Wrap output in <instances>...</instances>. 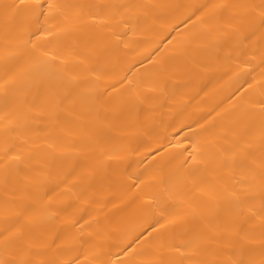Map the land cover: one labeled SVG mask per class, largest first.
Masks as SVG:
<instances>
[{
	"label": "bare ground",
	"instance_id": "6f19581e",
	"mask_svg": "<svg viewBox=\"0 0 264 264\" xmlns=\"http://www.w3.org/2000/svg\"><path fill=\"white\" fill-rule=\"evenodd\" d=\"M262 6L0 0V264L264 262Z\"/></svg>",
	"mask_w": 264,
	"mask_h": 264
},
{
	"label": "snow or ice",
	"instance_id": "6c2138e0",
	"mask_svg": "<svg viewBox=\"0 0 264 264\" xmlns=\"http://www.w3.org/2000/svg\"><path fill=\"white\" fill-rule=\"evenodd\" d=\"M23 2H24V0H21V4H23ZM52 7L53 6L51 4H49V9H51ZM260 15L262 18H264V6L261 7ZM262 22H264V19H262ZM261 110H262V114H264V102H262ZM15 159H19V157H15ZM194 159H195V157H193V160ZM239 264H253V262L252 261L245 262L244 260H241L239 262ZM261 264H264V262H261Z\"/></svg>",
	"mask_w": 264,
	"mask_h": 264
}]
</instances>
